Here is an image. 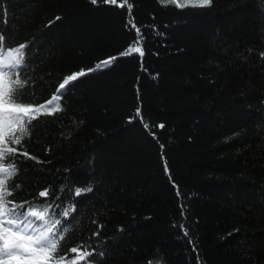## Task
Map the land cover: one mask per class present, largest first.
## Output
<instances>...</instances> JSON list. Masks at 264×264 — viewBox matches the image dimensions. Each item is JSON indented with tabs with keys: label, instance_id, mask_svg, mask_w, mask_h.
Returning a JSON list of instances; mask_svg holds the SVG:
<instances>
[{
	"label": "trees",
	"instance_id": "obj_1",
	"mask_svg": "<svg viewBox=\"0 0 264 264\" xmlns=\"http://www.w3.org/2000/svg\"><path fill=\"white\" fill-rule=\"evenodd\" d=\"M184 4L0 0V51L27 44L26 99L87 72L10 145L9 199L53 205L64 264L72 247L95 253L78 264H264V0Z\"/></svg>",
	"mask_w": 264,
	"mask_h": 264
},
{
	"label": "snow or ice",
	"instance_id": "obj_2",
	"mask_svg": "<svg viewBox=\"0 0 264 264\" xmlns=\"http://www.w3.org/2000/svg\"><path fill=\"white\" fill-rule=\"evenodd\" d=\"M91 2L95 4L97 0ZM162 2L177 3V0ZM211 2L212 0H185V4L181 6L207 7ZM56 19L59 20L60 17ZM3 40L4 34L0 32V41ZM26 47L27 44L23 43L6 52L0 51V264H64L66 256H57L56 253L66 229L58 227L62 222L53 211V205L47 201L17 202L9 199L20 190L19 182L9 187L8 180L19 172L16 165L22 162L14 155L18 150L10 145H21L25 138L31 137L32 130L37 126L33 124V121L38 119L37 114L54 116L63 111L58 103L51 108L48 106L62 99L65 91L70 90L71 82L77 81L87 72L81 70L68 75L58 85L56 95L45 103L36 105L34 101L26 99L32 95L29 79L25 75L30 67L25 59L28 55L24 51ZM129 52L143 54L140 48H130L123 55H128ZM261 55L264 56V53ZM114 59L116 58H109L103 61V64L111 67ZM95 70H101V64L95 65ZM19 155L36 159L29 157L26 151L19 152ZM6 156L9 158L5 161ZM91 191V187H76L72 195L79 197ZM48 195V189L38 192V197L41 198ZM75 210V206L65 207L60 215L68 218ZM69 252L78 254L69 264H78L79 260L95 254L87 249L80 251L78 247H72ZM88 264H96V261L90 260Z\"/></svg>",
	"mask_w": 264,
	"mask_h": 264
}]
</instances>
